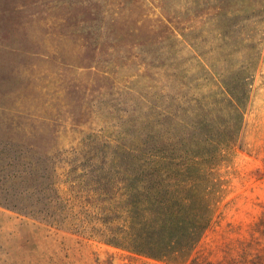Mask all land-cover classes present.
<instances>
[{"label": "rangeland", "instance_id": "1", "mask_svg": "<svg viewBox=\"0 0 264 264\" xmlns=\"http://www.w3.org/2000/svg\"><path fill=\"white\" fill-rule=\"evenodd\" d=\"M169 104L177 134L235 123L212 222L175 261L105 243L93 182ZM49 157L83 175L58 221L29 198ZM0 264H264V0H0Z\"/></svg>", "mask_w": 264, "mask_h": 264}, {"label": "trees", "instance_id": "2", "mask_svg": "<svg viewBox=\"0 0 264 264\" xmlns=\"http://www.w3.org/2000/svg\"><path fill=\"white\" fill-rule=\"evenodd\" d=\"M230 34L222 37L223 50L228 48ZM242 103V98L235 96L234 108H240ZM160 115L165 122L159 123L162 128L157 136L152 135L151 126L145 138L121 150L113 149L104 155V164L93 169L94 185L107 196L99 205L103 211L97 212L96 220L102 225L100 236L105 243L175 261L190 255L212 222L219 202L216 168L229 153L235 123L222 137L209 133L212 130L207 122H186L181 127L187 132L181 135L175 131L179 123L170 104L161 108ZM60 161L52 157L42 160L46 165H40L41 178L46 182L39 187L34 176L35 188L29 196L36 195L32 205L42 204L39 212L55 221L56 217L63 218L62 212L72 208L68 205L77 197L65 193V188L73 191L70 187L83 177L76 175L77 168L66 170L57 165ZM9 165L27 170V174L35 172L30 162L19 167ZM18 170H13L12 176L3 174L2 183L18 178ZM13 184L14 180L10 182ZM101 196L99 193L96 197L98 202Z\"/></svg>", "mask_w": 264, "mask_h": 264}]
</instances>
